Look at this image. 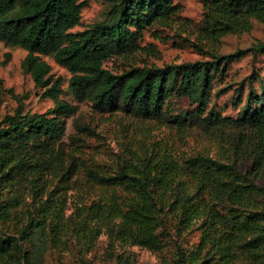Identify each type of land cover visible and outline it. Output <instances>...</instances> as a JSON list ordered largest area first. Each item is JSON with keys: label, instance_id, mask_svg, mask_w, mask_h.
<instances>
[{"label": "trees", "instance_id": "1", "mask_svg": "<svg viewBox=\"0 0 264 264\" xmlns=\"http://www.w3.org/2000/svg\"><path fill=\"white\" fill-rule=\"evenodd\" d=\"M107 1L101 19L75 29L89 0H0V40L27 50L24 70L55 100L45 111L31 112L18 99L14 111L0 119V195L10 194L3 214L19 206L26 192L31 197L18 233L0 236V256L11 252L17 264H47L42 254L49 242L74 224L88 233L92 225L95 233L107 227L115 239L150 249L172 242L175 264H264V84L258 92L248 79L246 94L243 84L236 88L235 118L209 107L214 77L249 49L213 53L206 60L110 68L106 61L140 50L145 28L172 22L181 6L174 0ZM202 2L198 29L207 39L248 31L253 19L264 21V0ZM251 49L264 50V41ZM43 55L71 73L67 90L73 97L102 111L167 120L180 130L232 128L237 138L218 155L181 152L173 141L137 142L113 163L91 153L83 136L73 135L68 149L67 119L78 106L62 97L63 81L53 78ZM175 98L195 107L175 109ZM241 155L251 160L245 171ZM77 186L101 193L69 215L67 192ZM194 230L200 237L191 259L182 236Z\"/></svg>", "mask_w": 264, "mask_h": 264}, {"label": "rangeland", "instance_id": "2", "mask_svg": "<svg viewBox=\"0 0 264 264\" xmlns=\"http://www.w3.org/2000/svg\"><path fill=\"white\" fill-rule=\"evenodd\" d=\"M174 2L181 6V10L172 22L167 25L155 23L147 26L143 32L140 50L130 55L115 56L106 61V66L119 69L139 64L181 63L210 59L213 53L228 54L239 49H249L241 57L230 60L224 74L213 79L214 89L209 107L213 106L222 115L235 118L238 112V107L233 102L236 88L243 84L246 94L250 83L248 79L252 80L258 92L264 84V50L254 53V49H251L264 41V21L253 19L252 27L248 31L229 33L219 39H207L198 29L202 0ZM107 6V0H89L83 8L82 22L75 29L85 28L101 19ZM26 54V49L7 45L0 40V119L5 113L14 111L19 104L18 99L25 110L31 112H43L55 104L53 98L44 94L46 88L37 86L31 73L24 70L23 60ZM43 58L51 64L53 78L61 77L63 81L65 91L62 97L78 106L77 112L67 119L65 141L68 149L74 147L73 135L83 136L87 139L86 143L91 145V153L97 154L107 163H113L117 154L133 148L137 142L153 139L173 141L181 152L200 151L218 155L222 151H228L230 143L237 138V131L232 128L204 130L188 125L180 130L178 125L167 120L144 118L122 110L102 111L89 100L73 97L67 90L71 77L68 69L58 64L50 55H43ZM173 107L192 110L195 104H191L187 98H175ZM83 127H90L92 132L81 129ZM250 163L247 156L241 155L239 167L243 171L248 169ZM27 193L20 196L17 202L19 206H15L7 215L3 211L7 207L5 201L10 194L0 195V236L18 233L21 229V217L26 216L24 205L31 200ZM100 193V188H71L67 192V214H74L80 205L89 204ZM93 227L94 225L88 228L93 233H88L86 229L73 224L65 234L59 233L62 234L60 240L46 245L47 249L42 254L44 261L47 264H82L83 261L89 264H175L176 248L172 242L162 249H150L115 239L107 227L98 233L92 230ZM199 237L197 230L186 232L182 236L191 259L196 258L192 252L196 249ZM23 243L33 250L30 242ZM10 253L5 252L0 256V264H17L18 257Z\"/></svg>", "mask_w": 264, "mask_h": 264}]
</instances>
